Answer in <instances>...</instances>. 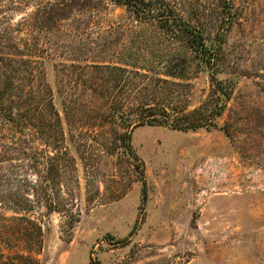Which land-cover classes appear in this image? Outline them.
I'll return each mask as SVG.
<instances>
[{"label": "rangeland", "instance_id": "obj_1", "mask_svg": "<svg viewBox=\"0 0 264 264\" xmlns=\"http://www.w3.org/2000/svg\"><path fill=\"white\" fill-rule=\"evenodd\" d=\"M185 1L218 50L216 69L182 47V56H154L155 27L131 31L126 6L110 0L95 22L74 12L50 30L31 26L47 0H0V254L31 253L40 264H264V0H227L225 8L224 0ZM140 47L146 56H122ZM124 60L152 70L186 63L182 82L191 84L160 85L163 96L152 94L150 80L148 98L135 92L130 103L163 96L193 109L218 70L235 83L218 126H137V157L125 151L118 137L129 128L107 118L94 66ZM5 109L28 115L23 134H10ZM48 161L58 167L49 181ZM47 182L68 212L47 210ZM22 214L42 225L38 250L18 230Z\"/></svg>", "mask_w": 264, "mask_h": 264}, {"label": "trees", "instance_id": "obj_2", "mask_svg": "<svg viewBox=\"0 0 264 264\" xmlns=\"http://www.w3.org/2000/svg\"><path fill=\"white\" fill-rule=\"evenodd\" d=\"M44 5L39 6V10L34 16L35 22L31 26L37 25L44 30H50L61 21L73 16L74 12L83 14L89 12L96 21V15L108 6L107 0H47ZM118 5L126 6L129 15H131L132 24L129 29L134 32L138 30L139 24L149 25L155 27V34L153 36V43L157 44V48L153 49L154 56H182L177 54L178 48H184V51L193 54L200 59V63H204L211 70L217 66L218 50L210 47L207 44V37L204 34L203 22L201 16L196 11L186 10L185 0H110ZM229 7L227 0H224L223 7ZM228 11L229 8H227ZM231 13V12H230ZM229 13V14H230ZM230 15L227 17L229 20ZM148 44H146L147 46ZM122 56H146L143 48L134 49L129 48ZM187 56V54L183 55ZM135 62L116 61L113 63L94 64L95 68L101 71L100 77L101 91L106 95L108 102V113L106 114L109 120L114 123L119 122L120 125L126 127V131L121 132L118 137L124 150L137 157L135 149L132 145V131L137 126L149 125H166L173 129L182 131L196 130L199 128L211 129L217 127V119L223 114L227 100H230L235 88V83L232 80H223L217 77L218 70H213L211 74V87L209 96L197 107L189 109L190 103L188 100L179 103H168L164 98L165 87L161 88L160 85L165 84L167 87H173L175 91L183 87H191L190 82H182L186 78V63H177L170 61L164 64L160 69L165 77H163L156 68L148 69L143 66H137ZM201 65V66H202ZM159 67V65H158ZM157 69V71H155ZM172 79H169V78ZM178 79V80H177ZM150 80L154 81L152 87V94L163 95L159 96L156 102H137L130 103L133 93H140L141 99L148 98V93L151 91ZM147 81V82H146ZM190 89V88H189ZM156 95V96H157ZM104 96V95H103ZM167 97L169 98L168 94ZM52 108L54 107L52 90L47 91V96L44 97ZM48 99V101H47ZM166 99V100H165ZM1 108V104H0ZM7 116L10 124L8 126L10 134L16 137L18 134H23L27 127H29L28 115L24 112L14 114L9 110L3 112ZM40 133V130H35ZM228 133V130L225 129ZM36 160L34 167L38 168L40 163L38 150L33 153ZM58 155L53 157L48 156L49 159H55ZM141 160L137 166L141 167ZM55 168H58L52 161H48L45 180L54 178L53 174ZM41 170H39L40 172ZM61 172V171H60ZM59 172V175H60ZM61 177V176H60ZM48 183V182H47ZM146 186V182L144 183ZM49 183L42 186L43 190L47 192L46 208L50 212H68V202L62 201L58 196L49 192ZM40 188V189H42ZM144 189L143 202L146 199V187ZM18 194L21 197L26 196L27 200L30 193L22 189ZM24 195V196H23ZM28 195V196H27ZM24 201L18 204H23ZM31 205H33L31 203ZM67 207V209H65ZM24 211L25 208H22ZM20 213V212H17ZM22 213V212H21ZM73 213H70V218ZM15 219L19 220V228L23 238L27 237L30 246L36 247L37 250L42 246L43 230L42 225L37 220L31 218L27 214L16 216ZM69 221V226L73 225ZM29 224V226H27ZM25 240V239H24ZM26 241V240H25ZM26 241V242H28ZM28 242V243H29ZM0 259V264H40L39 259L31 253H17L18 259L7 258L11 256L3 255ZM94 264H97L94 262Z\"/></svg>", "mask_w": 264, "mask_h": 264}]
</instances>
